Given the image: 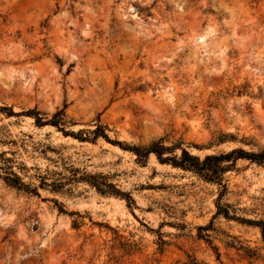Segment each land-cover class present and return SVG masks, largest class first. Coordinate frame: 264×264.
<instances>
[{
  "label": "rangeland",
  "instance_id": "1",
  "mask_svg": "<svg viewBox=\"0 0 264 264\" xmlns=\"http://www.w3.org/2000/svg\"><path fill=\"white\" fill-rule=\"evenodd\" d=\"M29 110L201 160L262 151L264 0H0V264H264V167L211 183Z\"/></svg>",
  "mask_w": 264,
  "mask_h": 264
},
{
  "label": "trees",
  "instance_id": "2",
  "mask_svg": "<svg viewBox=\"0 0 264 264\" xmlns=\"http://www.w3.org/2000/svg\"><path fill=\"white\" fill-rule=\"evenodd\" d=\"M4 111H9L8 112L9 116L15 115L11 110H8L7 108L1 109V112ZM20 115L33 118L34 123L37 127L52 126L56 128L58 131H60L63 134V136L73 137L79 140L80 142L96 141L97 139L102 138L106 142L111 143L113 145H117L123 150L130 151L135 156H137V159L139 161H144L150 155H154L157 161L162 165H170L173 168L192 172L200 176L207 182L218 183L220 185L222 182L223 174L229 171L234 166L237 160H247L250 163L264 167V150L259 152H245L242 149H235L228 153H221L218 155H208L201 160L199 157L191 155L186 149L179 148V146L177 145L172 147H166L163 145L162 141L153 142L147 147L123 146L119 142H113L109 140L107 134L105 133V128L100 125H97L94 130L88 131L87 134H89V136L84 138L83 135L85 133L83 131L74 134L73 132H69L64 129V126L66 125L64 110L57 111L51 116L50 119L47 117H41V113L38 112L37 110H29ZM178 149L181 150L180 155L175 154L176 150ZM7 162L8 160H5V162H3L6 165L4 169L9 172H5L6 175L2 178L3 181L10 187L38 196L37 188H30L29 185L24 184L22 182V179L17 174H15L10 170L11 169L10 166L6 164ZM45 181L46 180L43 177L40 184L41 187L48 186ZM89 184L95 187L99 191V193L103 192V190H100V188L96 186V184L92 182H89ZM49 186L53 187V189L54 188L56 189L58 187L55 182L54 183L52 182ZM114 191H115L114 192L115 195L116 194L124 195L118 190H114ZM220 213L221 212L219 210L217 215ZM223 215H225V217H228V214H223Z\"/></svg>",
  "mask_w": 264,
  "mask_h": 264
},
{
  "label": "bare ground",
  "instance_id": "3",
  "mask_svg": "<svg viewBox=\"0 0 264 264\" xmlns=\"http://www.w3.org/2000/svg\"><path fill=\"white\" fill-rule=\"evenodd\" d=\"M203 38H204V36H201V37H200V39H203Z\"/></svg>",
  "mask_w": 264,
  "mask_h": 264
}]
</instances>
